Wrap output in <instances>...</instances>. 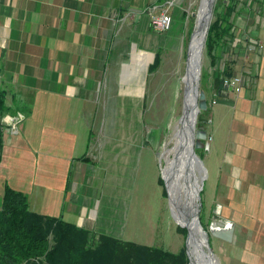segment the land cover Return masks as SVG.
I'll return each instance as SVG.
<instances>
[{
	"label": "crops",
	"instance_id": "0c3cea01",
	"mask_svg": "<svg viewBox=\"0 0 264 264\" xmlns=\"http://www.w3.org/2000/svg\"><path fill=\"white\" fill-rule=\"evenodd\" d=\"M166 1L0 0L2 118L24 117L2 126L0 198L8 186L37 214L120 240L138 147L117 143V102L137 112L155 42L178 41L180 27L171 36L149 24ZM229 6L213 80L217 90L222 80L241 84L232 106L209 108L207 212L218 226L233 223V241L217 239L226 264H264V0Z\"/></svg>",
	"mask_w": 264,
	"mask_h": 264
},
{
	"label": "rangeland",
	"instance_id": "374dc122",
	"mask_svg": "<svg viewBox=\"0 0 264 264\" xmlns=\"http://www.w3.org/2000/svg\"><path fill=\"white\" fill-rule=\"evenodd\" d=\"M200 1L177 0L179 9H176L183 15L175 24L172 21L170 35L173 36L174 33H177V29L180 27V36L176 44L173 40L169 41L168 44H165L164 41L155 42L157 47L154 49L149 65H146L143 70V78L146 74L150 75L147 76L146 80L144 101L136 103L137 112L133 109V102H117V143L124 146L137 145L138 147L137 163L133 181L130 183V191L124 187L123 183L125 182L122 181L123 193L128 192V196L124 207L125 224L121 229L120 240L160 248L174 254H178L183 250V247L185 248L187 228L177 223L171 214L168 202L169 193L166 190L162 171L167 164V159H177L173 148L175 147V134L181 127L180 121L183 114V102L185 101V99H182V90L185 89L184 87L182 89L183 76L188 47L192 34L196 29ZM231 2L232 0L215 1L210 25L215 20L214 12L217 9L221 19L231 15L233 10L230 14L225 13ZM218 42L219 40L215 43L212 53L219 47ZM156 60L158 65L155 64ZM153 64L155 65L153 66ZM151 67L153 68L151 69ZM214 68L215 65H211L210 56L207 54L204 45L201 57L199 90L206 95L207 109L197 112L194 132L190 137L194 146L197 131H202L206 135V139L202 141L203 148L195 150L196 156L202 161L199 176L196 172L194 159L192 161L195 177L200 178L202 181L199 220L206 231H208L213 218V214L210 215L207 212L210 209V165L206 151H208L211 143V140H209L211 135L208 131L209 108L213 104L212 97L214 93L218 92L216 82L213 80ZM222 68L224 69V67ZM120 75L122 82L128 80V71L122 69ZM125 87L123 85L122 89ZM184 190L182 185L181 196L185 203L184 198L188 189L186 192ZM188 196L192 200L191 195ZM98 240L99 237L92 236L89 237L88 243L94 246L98 243ZM209 245L218 264H226L224 257L219 255L222 252L218 249L219 241L210 236Z\"/></svg>",
	"mask_w": 264,
	"mask_h": 264
},
{
	"label": "trees",
	"instance_id": "16d2710c",
	"mask_svg": "<svg viewBox=\"0 0 264 264\" xmlns=\"http://www.w3.org/2000/svg\"><path fill=\"white\" fill-rule=\"evenodd\" d=\"M232 9L228 6L225 13L230 14ZM214 16L205 44L211 63L213 47L225 34L226 23L218 9ZM155 64L158 65L157 60ZM5 111L4 96L0 93V118ZM2 129L0 123V161ZM88 239L86 230L31 211L26 195L5 187L0 198V264H188L184 247L174 254L108 236H100L94 246Z\"/></svg>",
	"mask_w": 264,
	"mask_h": 264
},
{
	"label": "bare ground",
	"instance_id": "6f19581e",
	"mask_svg": "<svg viewBox=\"0 0 264 264\" xmlns=\"http://www.w3.org/2000/svg\"><path fill=\"white\" fill-rule=\"evenodd\" d=\"M201 1L200 11L197 16L196 29L192 34V39L190 42V54L187 67L188 74L183 76L185 101L183 114L180 121L181 127L175 134V147L173 148V152L177 159H167V164L162 171V176L165 180L172 205H174L177 199H180L182 202L181 205H184V201L181 196L182 185L185 189L184 191L186 192L188 189L191 199H194L193 187L195 173L192 162L193 156L191 154L193 143L190 135H192L194 132V125L197 116V97L199 92L198 83L200 79V74L198 79L196 74V55L199 46L201 45L202 36L205 31V21L203 15H205L204 9L206 0ZM188 221L189 220L186 219H179L178 216L176 217V222L187 228V231L190 233L189 256L191 259V264H210V258L207 256V251L204 246V242L199 235V232H196L193 223Z\"/></svg>",
	"mask_w": 264,
	"mask_h": 264
},
{
	"label": "water",
	"instance_id": "95a60500",
	"mask_svg": "<svg viewBox=\"0 0 264 264\" xmlns=\"http://www.w3.org/2000/svg\"><path fill=\"white\" fill-rule=\"evenodd\" d=\"M201 2L202 1H200V4H201ZM214 5H215V0H206V2H205V9H204L205 15H203L204 21H205V26H204L205 31L203 33L201 45L199 46V49H198L197 55H196L197 79H198L199 74L201 73V57H202L201 52L203 51V47L205 45V39H206L207 31L209 29V25L211 22V17L213 14ZM199 11H200V5L198 7L197 16L199 14ZM189 54H190V44H189L188 51H187L184 76H186L188 74L187 67H188V61H189ZM221 91L232 92L233 89L231 86H228L227 84H225L224 81H221L219 84L218 92H217L218 93L217 95L220 97H222ZM197 100H198L197 112L205 111L207 109V99H206V95L203 91L199 90ZM216 103L228 105V106L233 105V102L230 99H218ZM1 124L4 126H7V124L4 122ZM205 139H206V135L202 131H197L195 133V143H194V146L192 148L191 154H192L193 159L195 161L196 172L198 173V176L201 174L200 172H201V168H202V161L196 156L195 150L203 148L202 141ZM199 186H201V187H199ZM201 189H202V181L200 180V178L195 177L194 178V187H193L194 199L190 200V198L188 196L189 193L187 192L188 195L185 194V198H184L185 203H183L184 205H181L182 202L180 199H177L176 202L174 203V205H172L170 197L168 196L169 207H170L171 214L174 217L175 221H176V217L178 216L179 219H183V220L186 219V220H189L188 222L193 223L194 229L196 230V232H199V235L201 236V238L204 242V246H205L206 251H207V256H208V258H210L209 259L210 264H218V262L215 258V255H214V253H213V251L209 245V237L211 236V237H214L216 239H219L221 241L228 242V243L232 242V239H233V223L230 221H225L223 226H218L215 223H211L208 231L203 229V227L200 224V220H199V212H200V205H201V203H200V190ZM166 190H167V186H166ZM167 192H168V190H167ZM214 219L216 221L218 218L215 217ZM189 238H190V233L187 231L186 240H185V252H186V255L188 258V264H191V259L189 256V246H190L189 245Z\"/></svg>",
	"mask_w": 264,
	"mask_h": 264
},
{
	"label": "built area",
	"instance_id": "2783aa9c",
	"mask_svg": "<svg viewBox=\"0 0 264 264\" xmlns=\"http://www.w3.org/2000/svg\"><path fill=\"white\" fill-rule=\"evenodd\" d=\"M173 7H174V0H168L162 5L153 7L149 10L150 26L154 32L159 34H164L170 30L172 26L171 10ZM224 83L232 87L233 89L232 92L238 93L240 91L241 80L239 77L232 78L231 80H225ZM230 93L231 92L221 91L222 97L218 96L217 95L218 93H214L212 97L213 104H215L218 99H228ZM23 119H24L23 116H17V117L6 116L4 118H1L0 123L4 122L7 124V126L14 127ZM209 140H211V137L209 138Z\"/></svg>",
	"mask_w": 264,
	"mask_h": 264
}]
</instances>
